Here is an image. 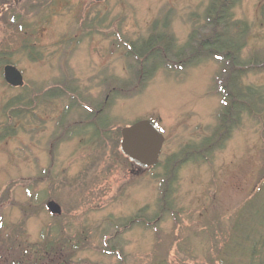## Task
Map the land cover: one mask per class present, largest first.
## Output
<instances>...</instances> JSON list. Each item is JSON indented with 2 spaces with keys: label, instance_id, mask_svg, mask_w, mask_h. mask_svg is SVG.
<instances>
[{
  "label": "rangeland",
  "instance_id": "rangeland-1",
  "mask_svg": "<svg viewBox=\"0 0 264 264\" xmlns=\"http://www.w3.org/2000/svg\"><path fill=\"white\" fill-rule=\"evenodd\" d=\"M210 2L0 0L3 264H26L47 245L69 264H244L241 231L264 213V0L233 2L231 69L200 56L159 65L142 83L130 66V45L153 30L176 46L206 35ZM5 64L21 71L22 88L4 82ZM236 85L259 93L243 106L232 97L226 130L220 89L234 95ZM98 116L105 129L91 126ZM140 119L164 136L145 170L119 150L120 128Z\"/></svg>",
  "mask_w": 264,
  "mask_h": 264
},
{
  "label": "trees",
  "instance_id": "trees-1",
  "mask_svg": "<svg viewBox=\"0 0 264 264\" xmlns=\"http://www.w3.org/2000/svg\"><path fill=\"white\" fill-rule=\"evenodd\" d=\"M234 0H211L207 9L204 13V31L206 35L198 36L199 34H195L191 37L190 44L186 43L182 46H176L173 41L170 40L169 35L162 31L154 32L144 41L137 45H130L129 47V57L135 60H132L133 64L130 63L131 72L135 78L138 75V79L141 80L142 83L149 80L151 76L154 74L156 67L159 65H168L175 64L176 67H181L187 60H192L193 58L198 59L200 56H210L213 55L220 61H225L227 68L231 69L233 64L234 56H232L229 51H233L232 46H236L237 49L239 44H236L234 32H232V25L235 26L236 22H232L230 10L233 6ZM239 23V22H238ZM240 28L243 29L241 23ZM164 28V27H161ZM153 29H156V22H154ZM208 33V34H207ZM243 35V30L241 33ZM238 36V34H237ZM234 43V45H233ZM188 49V50H187ZM190 50V51H189ZM188 52L189 58L186 56ZM194 61V60H193ZM177 62V64H176ZM142 65L141 71H139L138 65ZM134 65V66H132ZM230 79H236L235 75L230 76ZM221 92L223 94V98H225L226 103L224 102V107H222L220 114L218 115L219 124L221 126H225V129L228 130V127L231 123V119L229 118V113L236 102L240 104L239 106H243L245 103L243 100L247 96L252 97L253 94L259 93L258 91L247 90L246 94H243L242 90H239L238 86H235L234 95H231L230 90L226 89V87H222ZM236 93V94H235ZM58 94V93H57ZM56 94V95H57ZM60 94V93H59ZM49 97H53L55 94L52 92H48ZM241 95V97H240ZM244 96V97H243ZM22 97L18 96L15 100L11 99L15 103H22ZM235 98L236 102L232 99ZM249 97V98H250ZM238 99V100H237ZM259 99V98H258ZM231 101V103H230ZM229 102V103H228ZM13 102L8 103V107H11ZM92 116L90 112H88V117ZM93 128H97L99 130L106 128V119L98 116L96 121L91 124ZM96 134V133H95ZM92 135V132H91ZM92 138V137H91ZM212 139V138H211ZM208 143L206 147H210L216 145L218 142L215 140L214 142H206ZM216 143V144H215ZM204 143L202 144V146ZM202 149V148H201ZM201 151V150H200ZM193 152V151H192ZM196 155L200 157L199 150H194ZM199 154V155H198ZM258 205V203H257ZM259 210L255 213V216L260 218V222H257L255 227H251L247 224V229L241 234L244 233V237L241 239L243 242V249L241 256L245 259L244 264H264V213L262 215V219L259 216ZM48 246V245H47ZM47 246L34 253L33 259H27L26 264H33L36 262L38 258H49L48 264H69L65 261V257L69 256V254L62 253V247L54 245V249H58L59 258H53V256L47 254ZM61 248V249H60ZM23 255V253H22ZM49 255V256H48ZM29 257V256H26ZM33 261V262H32ZM59 262V263H57ZM5 263L3 256L0 257V264ZM11 262H9L10 264ZM13 264V263H11ZM20 264V262L14 263Z\"/></svg>",
  "mask_w": 264,
  "mask_h": 264
},
{
  "label": "water",
  "instance_id": "water-1",
  "mask_svg": "<svg viewBox=\"0 0 264 264\" xmlns=\"http://www.w3.org/2000/svg\"><path fill=\"white\" fill-rule=\"evenodd\" d=\"M102 2L105 0H92ZM3 79L12 87L24 85L22 73L15 65L7 64L3 67ZM164 137L158 128L149 120H137L120 129L119 149L131 162L142 169L154 167L158 163ZM52 211L59 208L52 202L48 203Z\"/></svg>",
  "mask_w": 264,
  "mask_h": 264
},
{
  "label": "flooded vegetation",
  "instance_id": "flooded-vegetation-1",
  "mask_svg": "<svg viewBox=\"0 0 264 264\" xmlns=\"http://www.w3.org/2000/svg\"><path fill=\"white\" fill-rule=\"evenodd\" d=\"M48 203V202H47ZM55 204V203H54ZM56 205V204H55ZM47 207H48V205H47ZM58 208H59V206H58ZM48 210L51 212V213H53V212H56V211H52L49 207H48ZM60 212V210H58V212H56V213H59Z\"/></svg>",
  "mask_w": 264,
  "mask_h": 264
}]
</instances>
